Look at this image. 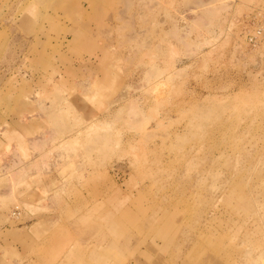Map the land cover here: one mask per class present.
<instances>
[{"label":"rangeland","instance_id":"374dc122","mask_svg":"<svg viewBox=\"0 0 264 264\" xmlns=\"http://www.w3.org/2000/svg\"><path fill=\"white\" fill-rule=\"evenodd\" d=\"M261 27L264 0H0V264H264ZM44 210L67 253L18 232Z\"/></svg>","mask_w":264,"mask_h":264},{"label":"crops","instance_id":"0c3cea01","mask_svg":"<svg viewBox=\"0 0 264 264\" xmlns=\"http://www.w3.org/2000/svg\"><path fill=\"white\" fill-rule=\"evenodd\" d=\"M57 185L60 187L62 184L59 181ZM47 190L53 191L54 189L50 190L49 188H47ZM50 195H52L51 192ZM68 217H70L68 213L64 215L61 211L44 210L41 213L36 214L31 223L24 227H19L18 232L24 234L25 237L29 236L35 241H37L36 239H38V237L36 236H38L39 232V238L41 239V241L50 244L48 249L50 251L53 250L51 252L52 255L61 249V253L62 251H65V253H67V251L70 249L68 248V244L72 243L71 241L74 230L73 222L67 220ZM10 243L11 241H9V244ZM11 249L17 250V253L21 259L22 257L23 259L26 258V253H22L23 248L20 244L17 247L13 245ZM22 254H24V256Z\"/></svg>","mask_w":264,"mask_h":264},{"label":"built area","instance_id":"2783aa9c","mask_svg":"<svg viewBox=\"0 0 264 264\" xmlns=\"http://www.w3.org/2000/svg\"><path fill=\"white\" fill-rule=\"evenodd\" d=\"M262 37H264V27L259 28L256 31L254 37H252L250 39V41H251V43H254L256 45L258 43V41L260 40V38H262Z\"/></svg>","mask_w":264,"mask_h":264}]
</instances>
